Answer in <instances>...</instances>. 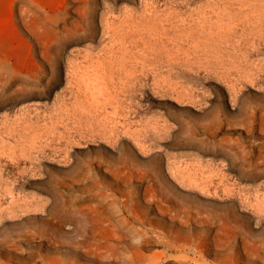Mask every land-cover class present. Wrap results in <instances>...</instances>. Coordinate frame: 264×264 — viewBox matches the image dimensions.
<instances>
[{
  "label": "rangeland",
  "instance_id": "1",
  "mask_svg": "<svg viewBox=\"0 0 264 264\" xmlns=\"http://www.w3.org/2000/svg\"><path fill=\"white\" fill-rule=\"evenodd\" d=\"M184 255L264 264V0H0V264Z\"/></svg>",
  "mask_w": 264,
  "mask_h": 264
},
{
  "label": "bare ground",
  "instance_id": "2",
  "mask_svg": "<svg viewBox=\"0 0 264 264\" xmlns=\"http://www.w3.org/2000/svg\"><path fill=\"white\" fill-rule=\"evenodd\" d=\"M108 6H109V5H108ZM105 12H106V11H105ZM105 14H106V13H105ZM101 18H102V17H101ZM105 19H106V18H105ZM105 19H104V20H105ZM101 20H102V19H101ZM88 21H89V20H88ZM103 22H104V21H103ZM105 22H106V21H105ZM105 22H104V23H105ZM107 22H108V20H107ZM108 23H109V22H108ZM108 28H109V27H108ZM110 28H111V26H110ZM110 28H109V31H110ZM109 31H108V35H109ZM106 35H107V34H106ZM106 35H105V36H106ZM105 36H104V37H105ZM104 37H103V39H104ZM105 38H106V37H105ZM107 39H109V38H107ZM106 41H108V40H106ZM104 42H105V41H104ZM104 42H103V43H104ZM105 43H106V42H105ZM107 44H108V43H107ZM101 45H102V44H101ZM102 46H103V45H102ZM104 48H105V47H104ZM90 50H91V49H90ZM90 50H89V51H90ZM87 51H88V50H87ZM87 51H86V52H87ZM103 51H104V50H103ZM101 52H102V51H101ZM102 53H103V52H102ZM86 54H87V53H86ZM84 56H85V55H84ZM103 56H104V55H103ZM93 57H95V56H93ZM98 57H99V56H98ZM104 57H105V56H104ZM72 58H73V57H72ZM86 58H87V57H86ZM100 58H101V57H100ZM100 58H99V59H100ZM74 59H75V58H74ZM76 59H77V58H76ZM67 60H68V59H67ZM70 60H71V59H70ZM79 60H81V59H79ZM102 60H103V59H102ZM73 61H74V60H73ZM82 61H83V60H82ZM100 61H101V60H100ZM100 61H99V62H100ZM74 62H75V61H74ZM80 62H81V61H80ZM80 62H78V63H80ZM86 62H87V61H86ZM88 62H89V61H88ZM78 63H77V64H78ZM90 63H91V62H90ZM95 63H96V62H95ZM71 64H72V63H71ZM71 64H70V65H71ZM82 64H83V63H82ZM84 64H85V61H84ZM78 65L81 66L80 64H78ZM84 66H86V65H84ZM73 67H74V66H73ZM73 67H72V68H73ZM81 67H82V66H81ZM77 68H78V70H79V67H77ZM69 69H70V68H69ZM82 69H83V68H82ZM82 69H81V70H82ZM20 71H21V69H20ZM68 71H69V70H68ZM72 71H73V70H72ZM74 71L77 72L76 69H75ZM74 71H73V72H74ZM85 71H86V70H85ZM73 72H72V74H73ZM75 72H74V73H75ZM78 72H79V74H80V71H78ZM78 72H77V74H78ZM25 73H26V72H25ZM81 73H82V72H81ZM27 74H28V73H27ZM25 75H26V74H25ZM29 75H30V74H29ZM37 76H38V75H37ZM73 76H75V78H77L76 75L73 74ZM22 78H23V77H22ZM34 78H35V77H34ZM89 78H90V76H89ZM23 79H24V78H23ZM68 79H69V77H68ZM73 79H74V78H73ZM71 80H72V79H71ZM28 81H29V80H28ZM252 175H253V174H252ZM223 177H224V176H223ZM202 178H203V177H202ZM191 179H192V178H191ZM203 179H204V178H203ZM222 179H223V178H222ZM193 180H194V178H193ZM206 180H208V179H206ZM179 181L181 182L182 180L180 179ZM186 181H187V180H186ZM190 181H191V180H190ZM194 181H195V180H194ZM199 182H200V181H199ZM199 182H197V184H198ZM223 182H224V180H223ZM181 183H182V182H181ZM187 183H188V182H187ZM200 183H202V182H200ZM209 183H211V182H209ZM209 183H208V185H209ZM193 184L195 185V183H193ZM213 184H214V182H213ZM202 185H203V184H202ZM205 185H207V183H206ZM183 186H184V185H183ZM185 186H187V185H185ZM210 186H211V185H210ZM188 187H190V186H188ZM185 189H186V188H185ZM175 204L177 205L178 203H175ZM186 204H187V203H185V205H186ZM180 205H181V204H180ZM187 205H188V204H187ZM193 207H194V206H193ZM133 209H135V207H134ZM133 209H132V211H133ZM135 210L137 211V209H135ZM133 213H134V212H133ZM187 213H188V212H187ZM126 215H127V214H126ZM215 215H216V214H215ZM135 217H136V216H135ZM135 217H134V218H135ZM139 217H140V216H139ZM125 218H126V217H125ZM136 218H137V217H136ZM142 218H143V217H142ZM218 218H219V217H218ZM131 219H133V218H131ZM143 219H144V218H143ZM134 220H136V219H134ZM134 220H133V221H134ZM137 220H138V219H137ZM102 221H103V220H102ZM141 221H142V219H141ZM103 222H104V221H103ZM138 222H139V221H138ZM140 223H141V222H140ZM108 224H109V223H108ZM138 225H139V224H138ZM143 225H144V224H143ZM97 226H99V225H97ZM140 226H141V225H140ZM95 228H96V227H95ZM95 228H94V230H95ZM98 228H99V227H98ZM143 228H144V227H143ZM147 228H148V227H147ZM105 229H106V228H105ZM151 229H153V227H152ZM96 230H97V229H96ZM96 230H95V231H96ZM149 230H150V229H149ZM229 230H230V229H229ZM89 232H90V233H89V236L92 235V234H91V230H90ZM103 233H104V232H103ZM151 233H152V232H151ZM210 233H211V232H210ZM93 234H94V233H93ZM104 234H105V233H104ZM205 234H206V233H205ZM207 234H208V233H207ZM229 234H230V233H229ZM246 234H247V233H246ZM150 235H151V234H150ZM155 235H156V234H155ZM148 236H149V234H148ZM148 236H147V237H148ZM229 236H230V235H229ZM229 236H228V237H229ZM233 236H234V234H233ZM248 236H249V235H248ZM91 237H94V235L91 236ZM91 237H90V238H91ZM226 237H227V236H226ZM250 237H252V236H250ZM90 238H89V239H90ZM222 238H223V237H222ZM87 239H88V238H87ZM87 239H85V240H87ZM102 239H104V238H102ZM227 239H229V238H227ZM251 239H252V238H251ZM251 239H250V240H251ZM172 240H173V239H172ZM109 241H110V240H109ZM176 241H177V240H176ZM103 242H104V241H103ZM185 242H187V241H185ZM185 242H184V243H185ZM191 242H193V241H191ZM85 243H86V242H85ZM99 243H100V242H99ZM99 243H98L97 246H99ZM101 243H102V242H101ZM110 243H111V241H110ZM187 243H188V242H187ZM194 243H195V241H194ZM89 244H90V243H88V245H89ZM91 244H92V243H91ZM91 244H90V245H91ZM105 244H108V243H105ZM185 244H186V243H185ZM185 244H184V245H185ZM206 244H207L206 241H202V242H200L199 244H197V246H196L195 248H198L199 250H201V249H203V248L206 246ZM250 244H251V243H250ZM186 245H187V244H186ZM186 245L183 246V247H185V249H186V248L189 249V247L186 246ZM188 245H189V244H188ZM224 245H225V244H224ZM85 246H86V245H85ZM93 246H94V244H93ZM100 246H101V245H100ZM91 247H92V245H91ZM180 247H182V246H180ZM192 247H193V245H192ZM97 248H98V247H97ZM178 248H179V247H178ZM87 249H88V248H87ZM139 249H140V248H139ZM139 249H137L136 251H138ZM174 249H175V248H174ZM179 249H181V248H179ZM229 249H230V248H229ZM244 249L247 250V247L244 246ZM88 250H90V249H88ZM103 250H104V248H103ZM230 250H231V249H230ZM90 251H92V250H90ZM162 251H163V250H162ZM190 251H191V249H190ZM94 252H95V250H94ZM182 252H183V251H182ZM133 253H134V252H133ZM136 253H137V252H136ZM138 253H140V252H138ZM185 253H186V252H185ZM188 253H189V252H187V254H188ZM203 253H204V252H203ZM230 253H231L232 257H233V256H234V257H237V255L241 254V251H240L239 249H237L236 246H235V247L233 248V251H232V252L230 251ZM134 254H135V253H134ZM179 254H181V253H179ZM181 255H182V254H181ZM227 255H228V254H227ZM132 256H133V255H132ZM140 256H141V255H140ZM164 256H165V255H164ZM169 256H171V255H169ZM197 256H198V255H197ZM158 257H159V256H158ZM179 257H180V256H179ZM200 257H201V256H200ZM200 257H199V258H200ZM234 257H233V258H234ZM140 258H141V257H140ZM142 258H143V257H142ZM162 258H163V257H162ZM184 258H185V259H183V263L181 262L182 264H199V263H197L195 257L193 258V256L191 257V255H190V256H189V255H184ZM197 258H198V257H197ZM132 259L137 260V259H135V258H132ZM165 259H166V257L164 258V260H165ZM169 259H172V258H169ZM144 260H145V259H144ZM167 260H168V258H167ZM176 260H177V259H176ZM176 260H175V262H176ZM181 260H182V259H181ZM198 260H199V259H198ZM222 260L224 261L223 264H232V259H231L230 257H224ZM140 261H142V260H140ZM146 261H147V259H146ZM148 261H149V260H148ZM150 261H151V260H150ZM156 261H157V260H156ZM158 261H159V259H158ZM172 261H173V260H172ZM203 261H204V260H203ZM203 261H202V262H203ZM135 262H136V261H135ZM152 262H153V261H152ZM170 262H171V261H170ZM175 262H174V264H175ZM64 263H65V262H64ZM72 263H73V262H72ZM156 263H157V262H156ZM159 263H160V262H159ZM164 263H166V262H164ZM167 263H168V261H167ZM204 263H205V261H204ZM67 264H68V263H67ZM131 264H134V261H133ZM144 264H145V263H144ZM148 264H150V263H148ZM157 264H158V263H157ZM168 264H170V263H168ZM176 264H178V262H177ZM205 264H206V263H205ZM207 264H208V263H207ZM221 264H222V263H221Z\"/></svg>",
  "mask_w": 264,
  "mask_h": 264
}]
</instances>
